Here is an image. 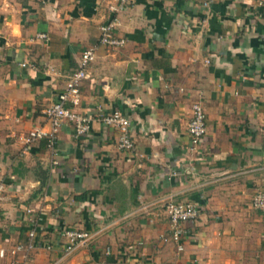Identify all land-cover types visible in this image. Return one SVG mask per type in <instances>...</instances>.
Returning <instances> with one entry per match:
<instances>
[{
	"label": "crops",
	"instance_id": "0c3cea01",
	"mask_svg": "<svg viewBox=\"0 0 264 264\" xmlns=\"http://www.w3.org/2000/svg\"><path fill=\"white\" fill-rule=\"evenodd\" d=\"M260 1L135 0L115 16L107 0H0V248L35 228L43 246L17 264H264V211L253 207L264 185ZM115 18L126 43L113 48L100 28ZM93 47L78 108L90 132L65 124L54 149H26ZM197 102L208 132L194 149ZM113 110L131 122L133 152L97 119ZM171 200L201 210L182 251L164 240ZM68 229L91 238L67 253Z\"/></svg>",
	"mask_w": 264,
	"mask_h": 264
},
{
	"label": "built area",
	"instance_id": "2783aa9c",
	"mask_svg": "<svg viewBox=\"0 0 264 264\" xmlns=\"http://www.w3.org/2000/svg\"><path fill=\"white\" fill-rule=\"evenodd\" d=\"M110 13L118 16L124 12L135 0H107ZM263 5V0L260 1ZM117 25L116 18L108 24L102 25L100 43L108 47H121L125 45L126 40L119 38L114 33ZM41 39H48L46 34L39 35ZM96 60V48H89L82 53L80 66L68 78L64 91L59 95V100L45 111L48 129L44 126H37L32 129L25 138L26 149L34 142L47 140L51 148H55L58 141V134L65 124H71L74 127L76 136L87 135L92 126L93 118L89 115L79 112L78 108L82 104V84L90 78V67ZM27 66V64H23ZM193 114L188 124V134L191 137V143L194 149L199 148L208 132L207 114L201 102H197L192 107ZM97 119L105 126L113 128L119 132L118 146L126 152H133L136 148L134 139L131 135V122L120 111L113 110L109 113H100ZM3 190V184H0V194ZM253 207L256 210L264 211V185L253 198ZM165 212L169 221V235L164 237L166 242L178 244L180 251L184 249L183 239L187 235L186 224L195 222L201 214L200 207L192 201L171 200L165 205ZM32 214V210H28ZM66 241V252L71 253L79 246L87 244L91 234L87 231H78L68 229L63 232ZM38 240V231L33 228L28 233L27 244H16L10 249L0 248V258H11L10 264H17L16 259L21 255L27 259L30 252L38 245H42ZM43 246V245H42ZM45 248L52 249L51 244H45Z\"/></svg>",
	"mask_w": 264,
	"mask_h": 264
}]
</instances>
